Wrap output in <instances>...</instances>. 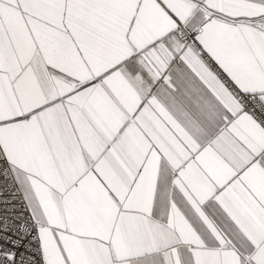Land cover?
<instances>
[{"label": "snow or ice", "instance_id": "1", "mask_svg": "<svg viewBox=\"0 0 264 264\" xmlns=\"http://www.w3.org/2000/svg\"><path fill=\"white\" fill-rule=\"evenodd\" d=\"M0 264H264V0H0Z\"/></svg>", "mask_w": 264, "mask_h": 264}]
</instances>
